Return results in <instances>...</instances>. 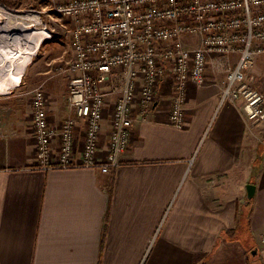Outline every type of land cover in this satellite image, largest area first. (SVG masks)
<instances>
[{
    "label": "crops",
    "instance_id": "1",
    "mask_svg": "<svg viewBox=\"0 0 264 264\" xmlns=\"http://www.w3.org/2000/svg\"><path fill=\"white\" fill-rule=\"evenodd\" d=\"M31 53L0 78V264H264V121L247 120L240 100L221 101L225 73L216 56L205 82L187 85L184 126L168 121L167 76L154 109L141 117L134 105L127 147L101 172L35 166L31 92L43 88L47 119L58 127L68 115V81L59 67L49 73L30 62L18 84ZM249 73L264 90V53ZM111 109L112 100L101 122V159ZM83 137L80 123L77 156ZM50 146L55 160L58 140ZM247 184L255 186L249 201Z\"/></svg>",
    "mask_w": 264,
    "mask_h": 264
},
{
    "label": "built area",
    "instance_id": "2",
    "mask_svg": "<svg viewBox=\"0 0 264 264\" xmlns=\"http://www.w3.org/2000/svg\"><path fill=\"white\" fill-rule=\"evenodd\" d=\"M58 11L79 16L69 34L73 56L66 68V100L73 118L53 127L43 89L32 90L38 168L109 171L127 147L134 105L141 117L154 109L167 75L173 80L168 121L182 128L187 85L205 82L210 56L223 64L229 55H238L227 67L221 101L240 100L247 120L264 121V90L254 87L248 74L255 57L264 53V0H72ZM182 36L196 43H185ZM110 100L107 152L101 159L96 152ZM76 120H82L84 136L78 156L73 140ZM54 138L59 143L55 160L50 146Z\"/></svg>",
    "mask_w": 264,
    "mask_h": 264
},
{
    "label": "rangeland",
    "instance_id": "3",
    "mask_svg": "<svg viewBox=\"0 0 264 264\" xmlns=\"http://www.w3.org/2000/svg\"><path fill=\"white\" fill-rule=\"evenodd\" d=\"M69 1H72V0H0V7L7 9V11H10L11 13L16 14V15L25 14V15H29L30 17L34 16L36 18L35 20H32V21L31 20L25 21L26 22L25 24L27 25V27L21 21V23L24 26L23 27L24 30L25 31L28 29L30 30V35L28 37L27 46L31 48L32 53L29 59L25 62V64L22 67V74L19 77V80L17 82L18 84L21 81V77L23 76V73L25 71V68H26L25 65H27V63L29 64L30 62L32 63L39 62V63L46 64L48 70L50 71L49 73L51 72L55 73V71H57V68L59 67V69H61L60 70L62 73L61 75H63L64 80L65 81L69 80V74H68V71H66V68L68 67L72 59V56H73V48H72L69 34L71 31V28L74 26V23L76 24V21L79 20V16L76 14L65 15V14H62V12L58 11L60 6L65 5ZM33 22H35V24ZM21 23L18 22V26L21 25ZM30 24H33V25L28 26ZM4 37L5 35L2 37L3 39L0 38L1 59L5 57L4 51L7 49V47L5 46H8L9 44L8 41L4 42L5 41ZM231 55H229L228 61L223 63V69H224L225 76L227 73V67L234 65V63L236 62L235 61L233 64L230 63ZM237 58H238V55H237ZM251 84L254 87H257L255 86L252 80H251ZM40 88L43 89L42 87ZM44 94L46 96V102H47L46 108H47L48 98H47L45 91H44ZM66 98H67V92H66ZM65 102H66V108L68 111V115L65 119L73 118L71 114V110L68 108L67 100ZM30 109H31V116H32L31 106H30ZM46 113H47V109H46ZM65 119H63V121ZM79 122L83 126L82 120H76V126L74 127V129L80 126ZM48 123L50 122L48 121ZM110 123H111V120H109V125Z\"/></svg>",
    "mask_w": 264,
    "mask_h": 264
},
{
    "label": "bare ground",
    "instance_id": "4",
    "mask_svg": "<svg viewBox=\"0 0 264 264\" xmlns=\"http://www.w3.org/2000/svg\"><path fill=\"white\" fill-rule=\"evenodd\" d=\"M35 19L36 18L34 16L30 17L29 15L25 14L16 15L11 13L10 11H7V9L0 7V38L5 35L4 42H9L8 46H5L7 47V49L4 51L5 57L1 59L0 54V78H7L9 77V74L12 75V71L17 68L27 52L30 30L28 29L25 31L21 21L25 24V21H32ZM18 22L21 23V25L18 26ZM33 23L35 24V22ZM31 25L33 24H30L28 26ZM21 74L22 71L18 75L16 81H18Z\"/></svg>",
    "mask_w": 264,
    "mask_h": 264
},
{
    "label": "water",
    "instance_id": "5",
    "mask_svg": "<svg viewBox=\"0 0 264 264\" xmlns=\"http://www.w3.org/2000/svg\"><path fill=\"white\" fill-rule=\"evenodd\" d=\"M245 189H246V198L247 201H249L253 196L255 186L253 184H247L245 186Z\"/></svg>",
    "mask_w": 264,
    "mask_h": 264
}]
</instances>
